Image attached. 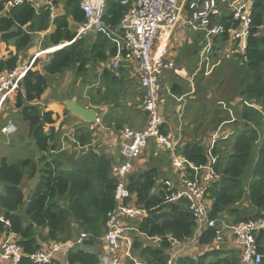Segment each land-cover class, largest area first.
Instances as JSON below:
<instances>
[{
  "label": "trees",
  "instance_id": "16d2710c",
  "mask_svg": "<svg viewBox=\"0 0 264 264\" xmlns=\"http://www.w3.org/2000/svg\"><path fill=\"white\" fill-rule=\"evenodd\" d=\"M123 1L106 0L104 23L112 30L118 29L134 0H128L127 5ZM50 2L52 6L62 2L64 14L52 18L49 7L36 8L27 0L9 13H3L5 0H0V41L13 44L17 50V55L0 60V73L13 70L23 63L21 55L30 50L34 36L47 32L51 27L53 30L44 48L49 43L57 47L75 39L76 33L70 29L69 20L77 25L85 21L81 10L82 0ZM250 17L252 26L245 54L238 52V41L231 39L229 31L237 28L239 23L229 14L215 20L224 27V32L213 37V48L208 57L215 68L220 66V77L230 75L235 78V95L237 100L240 99L236 105H230L235 120L232 121L231 115L227 114L226 119H220L219 129L225 123L235 124L237 121L243 123L244 128L236 137L232 131L225 130L220 134L218 131V134L208 137L206 143L202 138H197L194 142L180 144L177 150L178 154L195 165L206 166L211 163L208 151L214 137L218 136L212 149V154L217 158L213 166L215 178L207 184L205 196L210 218L219 221L227 219V223L232 225L264 217V0H253ZM93 36L92 43L91 39L86 38L54 52L43 66H38L39 61H35L15 97L14 107L21 111L22 119L29 125L30 134L42 154L40 170L29 159L10 164L6 158H0V216L4 220L0 221V245L9 235L14 236L24 252L18 264H32L27 256L47 245V242L76 241L81 234H86L88 238L83 244L86 247L102 244L107 231V214L116 206L115 192L119 179L113 172V160L105 154L89 150L76 157L67 169L66 162L52 159L51 153L58 148V134L54 127L56 121L53 112L46 111L40 105L50 88L51 78L74 71L77 88L84 75L87 78L100 64L115 56L116 45L106 35L98 33ZM205 70L204 65L200 70L201 77L205 76ZM127 74L125 66L117 71L104 69L101 86L91 89L89 93L92 98L90 105L96 108L117 105L113 101L117 98L115 86L125 81ZM168 83L172 97L190 96L187 81L174 76L169 78ZM199 89L196 87L192 96L196 98ZM205 93L208 95L209 91ZM170 100L175 101L173 98ZM66 113L69 112L66 110ZM166 127L169 129L165 122L162 127L164 136L168 133ZM75 138L81 147L90 145L92 140L91 132L86 129L80 130ZM228 143L231 150L226 153L221 148ZM38 172L39 182L26 196L22 189L23 181ZM188 173L191 174V171ZM167 179L156 168L133 172L127 178L131 198L126 203H135L147 211L146 217L130 222L136 228V232L130 233L133 234V253L141 264H167L172 249L169 238L185 243L195 235L197 224L189 211V202L185 199L167 201V197L175 192V189L169 191L164 186ZM44 230L47 231L46 236L42 234ZM216 230H203L196 243H189L180 253L177 263L242 264L239 250L215 244ZM256 241L259 253L264 255V231L259 233ZM197 248H200L199 254L198 251L186 253L188 249ZM126 260L129 264H135L132 260ZM65 262L100 264V253L78 247L65 255Z\"/></svg>",
  "mask_w": 264,
  "mask_h": 264
},
{
  "label": "built area",
  "instance_id": "2783aa9c",
  "mask_svg": "<svg viewBox=\"0 0 264 264\" xmlns=\"http://www.w3.org/2000/svg\"><path fill=\"white\" fill-rule=\"evenodd\" d=\"M24 1L5 0L3 13H9L11 9L23 5ZM128 3V0L123 1L124 5ZM239 4L241 5L237 7ZM249 4L247 0H134L119 25L121 29L112 30L104 23L106 0H82L81 10L85 15V21L78 25L75 39L71 43L91 34L102 33L116 45V54L111 61L112 71H117L123 62L136 60L139 66V82L144 91L142 107L147 114V123L143 129L135 131L125 127L122 132L124 141L120 146L121 161L113 166V172L119 179L115 192L116 206L107 214V231L102 238L106 252L103 255L100 254V264H122L120 256L123 241H126L125 236L136 232V228L130 222L147 216L145 209L132 202L127 204L126 200L131 198L127 189V178L133 173L134 162L143 154L150 140L166 148L170 153L172 167L180 176L178 184L169 179L164 182L167 190L175 189V192L167 197V201L187 200L189 211L196 220L195 235L187 243H196L198 235L203 230L214 228L217 229L215 244L222 245L227 240L228 234L232 247L241 252L242 264L263 263L264 255L259 253L256 239L259 233L264 231V217L238 225L210 218L205 192L207 184L215 178L213 166L217 158L212 154V149L216 136L208 151L211 163L206 166H197L178 154L176 147L180 139L172 142L168 136L162 134V127L165 125V119L161 113L163 93L171 95L170 87L165 83V74L172 72L184 77L174 63L167 59L169 37L166 36L164 29L180 26L202 34L205 46L202 51L204 59H201L206 66L205 74L209 75L214 67L210 66L208 60L213 48L212 39L224 32V27L215 20L223 15H233L239 25L229 31L231 39L238 41V52L245 54L252 26ZM45 6L50 8L54 18L56 13L50 0H45ZM51 30L52 27L47 32ZM44 33L38 34L44 35ZM157 43L166 44V46L161 49V46L156 45ZM65 46L69 44L63 43L56 48ZM35 60L24 61L13 70L0 73V115L4 112L7 103L11 101V97H16L21 83L32 69ZM200 70L201 68L198 72ZM193 80L194 76L190 82ZM173 98L178 102L183 101L182 98L175 96ZM96 122L101 121L97 118ZM17 131L18 128L13 123H8L1 128V133L5 136L14 135ZM187 169L191 171V174ZM0 221H4L1 216ZM87 238L86 234H81L73 242H53V244L44 245L27 258L32 264H55L60 253H68L82 246ZM154 240L161 241L160 238H154ZM168 241L172 249L169 252L170 259L167 264H178L176 259L182 253L185 243L171 237ZM124 255L138 264L131 254L130 247L124 250ZM23 257L24 252L14 236L6 237L0 245V259L10 264H18Z\"/></svg>",
  "mask_w": 264,
  "mask_h": 264
},
{
  "label": "crops",
  "instance_id": "0c3cea01",
  "mask_svg": "<svg viewBox=\"0 0 264 264\" xmlns=\"http://www.w3.org/2000/svg\"><path fill=\"white\" fill-rule=\"evenodd\" d=\"M27 1L36 5L37 8H41L45 6V0H27ZM247 1L250 3L249 6L251 7L253 0H247ZM53 8L56 15L64 14V5L62 2L58 3V5L54 6ZM69 22H70V29L75 33H77L79 24L78 25L75 24L72 20H69ZM52 30L50 32L44 33V35H42L43 34L42 33V34H36L34 36L33 44L30 50L28 52H24L21 55L24 58L23 61L25 60L31 61L36 59L35 61H39L38 66L39 65L43 66V64L41 65L42 61H44V63L46 64L54 52L62 49V48L52 47L50 46V43L44 48V44L48 36L52 32ZM164 32L166 33V36L169 37V43L167 44V59L172 61L176 65V68L179 71H181V73L184 76L182 77L175 73L169 72L171 73V76L169 78L177 76L181 79L182 78L184 79L186 78L188 80L191 79L192 76H188L186 74L184 75V73L187 72V69L190 70L191 68L190 61L192 59H195L197 55L200 56L201 54V58L204 59V56L202 55V51L204 50L205 42L202 34L198 31L182 28L180 26L173 29L165 28ZM86 38L91 39V43L94 40L93 34L83 39ZM195 38L199 40L201 39V43L198 46H195ZM66 43H68L69 45L73 44L69 42ZM160 46L165 47L166 44H162ZM15 55H17V50L13 46V44L10 43L7 44L5 42L0 41V60L13 57ZM111 61L112 58L109 59L108 62L100 64L95 72H92V74H89V76L87 75L88 76L87 78L86 75H84V79L81 80L80 85L78 82L77 88H76L77 75L75 74L74 71H68L62 76L55 77V79L58 80L57 90L61 91L62 96H58V97L54 95L51 96V89L49 88L46 96L43 98V100H41L40 105L43 108H45L46 111L53 112V119L56 121L54 127L57 130L56 132L58 134L57 145L58 147L61 148L58 154H56V152H52L51 153L52 157L54 159L62 160L64 164L66 162L65 167H69L70 165L72 166L74 159L76 157H78L82 153H86L89 150H93L97 153H102L109 156L115 164L120 162L121 161L120 146L124 141L122 134L124 128L128 127L137 131L143 129L146 126L147 114L142 107V98L144 96V91L139 82V66L136 60L126 61L121 64V66L126 67L128 74L126 75L127 78L125 79V81H121V83L115 86V89L117 91L115 96L117 95L116 96L117 98H115L113 101H116L118 103L117 105L112 104L100 108H96L90 105L92 98L89 93L91 89H98V87L101 86L102 71L104 69L111 70ZM198 70L199 68L197 69V72ZM95 76H97V79L95 78ZM168 80L169 79H167L166 76L165 82L169 87L170 85L168 83ZM191 92L190 95L194 93ZM168 97L173 98L167 93L163 94L161 113L164 116L166 126L168 124L170 128V130H168L167 127L165 129V131L168 132L167 133L168 138L172 142H176L177 140L182 138V135L179 138L177 134L174 135L173 132L171 131V125L173 124L169 122L168 119L169 115L167 113V110L169 109V107H170L169 111H171L172 107L174 108V112H175L174 122H175L177 121L176 115H178V113L179 115H181V118L184 115L183 111L185 110L186 102L187 101L193 102L195 100V97H189V96L181 97L183 99L182 102H178L177 100L175 101L170 100L171 98ZM72 99H75L77 103L82 107L96 109L98 113L97 118H99L101 122L88 124L84 122L80 117L71 114L66 108L65 102ZM182 109L183 111H181ZM66 110L69 113H66ZM181 118H178V121H181ZM185 124L193 128V125L190 122L184 123L181 121L179 123V126L183 128ZM47 129H50V126H47ZM82 129L89 130V132H91V137H92L90 145L85 147H81L75 138V136L78 135V132ZM151 144L156 146L153 141L148 145L146 149H148ZM158 148L167 151L163 147L158 146ZM146 149L144 150V152L146 151ZM147 156L148 157L146 158L140 156L139 158L136 159V161L134 162L133 172L139 173V172L147 171L148 169L151 168H156L160 170L163 173V175H165V177H167L169 180L173 181L174 183L177 182L180 183V176L176 173V171L172 167V160L171 163L170 162L167 163L166 159H161V158L158 159L156 158L157 153H155L154 156L152 154L151 155L147 154ZM175 177L177 178V180L175 179ZM26 187L28 188V186ZM225 222L227 223V219L225 220ZM42 234L43 236H46L47 231L44 230ZM125 239L126 241H123V250L120 256L122 264H126L127 262L126 259H128L124 255L125 249L130 247L131 254L132 256H134L133 236L127 234L125 236ZM46 244L47 245L53 244V241L47 242ZM221 246L226 249L228 248L230 249V247H232L228 234H227V240L223 242ZM79 248H84L85 250H88L90 252H98L101 255H103L106 252V246L104 242H102V245H94L91 248L86 247L85 245L79 246ZM199 249L200 248L193 250L188 249L186 253L189 251L196 253V251H198ZM197 253L199 254V251ZM66 254L67 253H60L56 259L57 260L56 264H67V262H65ZM0 264H10V263L3 259H0Z\"/></svg>",
  "mask_w": 264,
  "mask_h": 264
},
{
  "label": "rangeland",
  "instance_id": "374dc122",
  "mask_svg": "<svg viewBox=\"0 0 264 264\" xmlns=\"http://www.w3.org/2000/svg\"><path fill=\"white\" fill-rule=\"evenodd\" d=\"M169 43V41H168ZM201 43V39L195 38V46H198ZM157 46H160V43L156 44ZM223 57H226L224 55ZM170 61V60H169ZM191 68L190 70L187 69L186 74L188 76H194V80L190 82V79H184L188 82V89L194 92L196 90V87H199L198 90L199 94L196 95L195 100L187 101L185 110L183 109L181 111L184 112V115L181 118V115H176L177 121L175 120V112L174 108L172 107L171 111L169 109L167 110V113L169 115L168 119L169 122L172 123L171 125V131L174 135H178L180 138L182 135V138L178 141V145L176 147V150H178L180 144L184 143H191L194 142L196 138H202L203 142H207V138L212 136L213 134L217 133L219 131V134L225 130L232 131L235 133V137L238 136L241 133V130L244 128V124L241 122H236L235 124H229L225 123L222 128L219 129L220 126V119H226L227 114L231 115L232 121L235 120V114L234 110L231 108L230 105H236L237 102H239L240 99L237 100V97L235 95V89L236 86L234 84L235 78L231 77H220L219 76V67L215 68L216 66L211 64V61L209 60L210 65L213 67V74H209V76L205 75L204 77H201L202 75L200 72H197V69L203 68V60L200 56L197 55L195 59H192L191 61ZM44 63L42 61L41 65ZM223 63V62H222ZM45 64V63H44ZM175 65V64H174ZM176 67V65H175ZM169 79L171 76V73L165 74V79ZM204 78L203 81H201ZM58 80L55 78H51L50 81V89H51V96H62L61 91H58ZM166 83V82H165ZM208 90L209 94L207 95L205 91ZM191 92V93H192ZM193 95V93H192ZM190 95L189 97H194ZM14 101L15 97H11V101L6 106V109L2 113L0 117V158H6L10 164H19L24 160H32L36 163L38 170L42 167V163H39L40 157H42V154L38 151V148L34 142V139L32 138L30 134V128L29 125L23 121L22 114L20 110H17L14 107ZM184 106V105H183ZM187 107V108H186ZM240 108V106H238ZM232 109V112H231ZM46 110V109H45ZM230 111V113L228 112ZM181 113V112H180ZM234 115V116H233ZM178 118H181V121L184 123L190 122L193 125V128H191L189 125H184L183 128L179 126V123L181 121H178ZM218 120V121H217ZM13 123L18 128L17 133L11 136H5L1 133V128L8 124ZM179 126V128H178ZM178 128V129H177ZM170 130V128L168 129ZM180 134V135H179ZM233 136V140L235 137ZM192 137V139H191ZM232 136H230L231 138ZM218 139V136L217 138ZM232 140V142H233ZM230 142V141H229ZM152 143L150 140L149 144ZM210 143V141H209ZM156 146L151 144L148 149H146L145 152L141 156L143 158L148 157L147 154H152L154 156L155 153H157L156 158L166 159L167 163H171V157L170 153L168 151H164L163 149L158 148V145L154 143ZM61 147H58L56 150V154H58ZM165 148V147H164ZM230 143H228L226 146H223L221 150H225L226 153L230 152ZM166 150V148H165ZM54 159L53 157H51ZM158 162V161H157ZM69 168V167H65ZM64 169V168H63ZM39 172L35 174L32 178L30 176H27L25 178L24 183L22 184V189L26 196L30 195L31 192L34 190L36 185L39 182ZM177 180V178L175 177ZM174 180V179H172ZM178 183V182H177ZM175 183V184H177ZM28 186V188L26 187ZM102 245V244H98ZM148 245H154L153 243H149ZM184 248H187V241L185 242ZM101 258V255H100ZM133 258L138 262V264H141V262L136 259L135 256ZM129 264V262H127Z\"/></svg>",
  "mask_w": 264,
  "mask_h": 264
},
{
  "label": "water",
  "instance_id": "95a60500",
  "mask_svg": "<svg viewBox=\"0 0 264 264\" xmlns=\"http://www.w3.org/2000/svg\"><path fill=\"white\" fill-rule=\"evenodd\" d=\"M240 5L241 4H239L237 7H239ZM120 29H121V26L118 27V30ZM65 106L71 114L80 117L84 122L88 124L95 123L97 120L98 113L96 109L82 107L81 105L77 103L75 99L66 101Z\"/></svg>",
  "mask_w": 264,
  "mask_h": 264
},
{
  "label": "bare ground",
  "instance_id": "6f19581e",
  "mask_svg": "<svg viewBox=\"0 0 264 264\" xmlns=\"http://www.w3.org/2000/svg\"><path fill=\"white\" fill-rule=\"evenodd\" d=\"M164 48H165L164 46L161 47V49H164Z\"/></svg>",
  "mask_w": 264,
  "mask_h": 264
},
{
  "label": "clouds",
  "instance_id": "9594fccd",
  "mask_svg": "<svg viewBox=\"0 0 264 264\" xmlns=\"http://www.w3.org/2000/svg\"><path fill=\"white\" fill-rule=\"evenodd\" d=\"M206 75V74H205ZM168 180V179H167Z\"/></svg>",
  "mask_w": 264,
  "mask_h": 264
}]
</instances>
